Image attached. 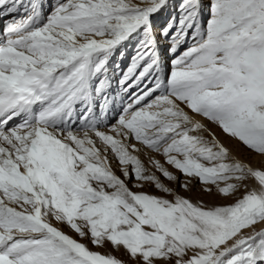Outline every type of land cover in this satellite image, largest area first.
I'll use <instances>...</instances> for the list:
<instances>
[{
    "label": "snow or ice",
    "instance_id": "obj_1",
    "mask_svg": "<svg viewBox=\"0 0 264 264\" xmlns=\"http://www.w3.org/2000/svg\"><path fill=\"white\" fill-rule=\"evenodd\" d=\"M0 264H264V0H0Z\"/></svg>",
    "mask_w": 264,
    "mask_h": 264
},
{
    "label": "rangeland",
    "instance_id": "obj_2",
    "mask_svg": "<svg viewBox=\"0 0 264 264\" xmlns=\"http://www.w3.org/2000/svg\"><path fill=\"white\" fill-rule=\"evenodd\" d=\"M225 144L228 147H233V143H229L228 141H225ZM239 155L247 156L248 154H247L246 150H241ZM172 185H174V188H176L177 191H180L178 185H176V184H172ZM198 187L199 186L197 185L196 188H194L193 191L190 192V193L181 192V195L190 196L194 201L197 200V199H200V200H203L205 203H227L228 202V201L221 200L220 197H218V196H207V195H204V194H202V193H200L198 191ZM149 190H152V189H149ZM65 230L67 231V229H65ZM69 234H71V233H69ZM89 246L91 247V245H89ZM94 250L105 251V249H94ZM115 255H116L117 258L123 257V258L126 259V257H124V254H123L122 250L120 252H116Z\"/></svg>",
    "mask_w": 264,
    "mask_h": 264
},
{
    "label": "bare ground",
    "instance_id": "obj_3",
    "mask_svg": "<svg viewBox=\"0 0 264 264\" xmlns=\"http://www.w3.org/2000/svg\"><path fill=\"white\" fill-rule=\"evenodd\" d=\"M176 175H178L179 176V173H175ZM181 178V180L183 179V177H180ZM171 187H174V185H170Z\"/></svg>",
    "mask_w": 264,
    "mask_h": 264
}]
</instances>
